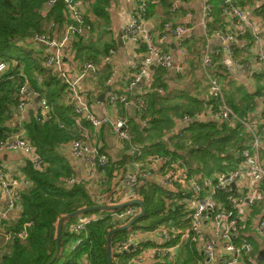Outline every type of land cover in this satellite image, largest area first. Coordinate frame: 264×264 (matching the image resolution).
Wrapping results in <instances>:
<instances>
[{
	"label": "crops",
	"instance_id": "0c3cea01",
	"mask_svg": "<svg viewBox=\"0 0 264 264\" xmlns=\"http://www.w3.org/2000/svg\"><path fill=\"white\" fill-rule=\"evenodd\" d=\"M80 1L86 10V20L92 27L91 29L81 28V31L75 36H71L66 45L59 51L63 59L61 69L68 73L71 78L79 77V92L96 116L126 117L131 123L133 141L145 147L146 155H159L163 159V167L161 169L156 168L155 163L149 161L148 163H144V159L141 160L143 166L140 168V170L144 169L147 171V175L143 177L140 184L141 190H146L148 193H158L160 196L156 198V200H159L157 203L158 214L152 215L145 220V222L156 224L151 229H141V250L138 253L135 254L132 251H128L127 253H132L131 256L122 257L120 255L115 257V264H197L199 258L202 257V252L192 241L191 236L188 239L182 240L177 235L172 243L176 245L174 246L176 253L174 261L168 259L161 260L151 254L154 246L164 244V240L155 229L168 221V212L177 206L175 201L171 204L167 203V193L170 192V196L174 200L179 186H177V183L171 187L162 186V175L165 168L177 171V161L179 160L184 161L183 163L190 168L199 169L200 164L197 163V160H194L193 154L188 152L190 145H193L192 142H194L190 136H194L198 131L208 130V127L202 126L197 128L189 124L198 120H214L218 122L213 119L209 111L211 95L207 75L201 64L203 54L207 50L219 51V55L215 57L216 64L212 72L220 79L227 101L231 103L229 104L232 108L239 115L248 114L257 122L261 121L264 115V65L256 56L254 38L250 32L239 36L238 41L233 44L234 50L231 56L228 53V45L215 34L217 30L231 28L230 21L222 13V0H209L214 12L213 20L209 25V38L205 37L200 24L204 0H184L185 2L174 12L171 9V4L174 0H157L149 7L148 16L145 20V34L149 35L153 42L163 50L170 51L176 55L177 40L173 35L164 32V24L168 21L184 24L189 30L185 45L187 50L185 56L186 67L181 72H177L175 69L167 70L162 67H152L148 74L134 84L133 82L137 77L138 70L132 68L131 64L143 58L146 47L144 43L137 46L125 39L124 44L121 45L119 39L129 21L135 0H109L108 6L106 5L105 7V14L93 11L92 4L95 0ZM237 1L241 8L255 15L258 21L264 16V0ZM53 20L52 22H55ZM65 21L66 19L63 23L55 22V26H52V22L49 23L46 28L48 36L54 39H61L65 35ZM258 29L263 30L262 36L264 37V29L260 25ZM163 34H165L164 38H162ZM31 42L36 49H45L47 53L56 52L54 48H42L41 45L38 46L32 40ZM111 50H115L116 54L112 57L111 61L105 62L104 57ZM178 59L179 56L176 55V60ZM87 60L95 62L98 71L97 73H86L82 76L83 65ZM234 61L239 64L236 68L233 66ZM228 66H231L232 69H228ZM54 74L58 77L56 72ZM23 75L24 79L27 78L31 87L41 91L31 84L27 75L24 73ZM38 79L40 87L46 88L45 84L42 83L43 78L38 76ZM61 86H63L64 90L61 89ZM108 86L111 87V91L115 90L127 96L128 102L120 101L116 106H111L109 104L111 91L107 93L106 101H102L100 96ZM48 88L55 93L57 104L71 107L69 115L74 119V125L68 127L72 130L71 138L59 146L61 156L68 161L72 169L71 177H75L77 182L84 183L92 200L100 193L111 196L113 202L116 204L128 200L129 189L123 183L122 176L129 171L136 170V165L131 160L132 156L128 151V145L122 143L118 135L108 126H103L96 130L89 122L82 121L77 123L74 109L70 104V91L65 83L62 81L59 84L51 83ZM48 95L50 96L51 94ZM141 95L147 101V109L144 111L140 110L137 103H135V98ZM155 96L156 98H154ZM45 97L47 98L48 96ZM51 107L50 118L52 119L55 116L57 121H61L56 109L53 108V105ZM37 110V105L31 103L24 113L25 117L23 121H20L15 114L13 124L18 127L17 131L25 129L24 125L31 117L35 116ZM185 114L198 118H194L193 121L186 124L183 122ZM159 116L170 118L169 125L162 126L159 123L158 126L153 125L151 122H154L155 117L158 118ZM61 125L63 127L68 126L66 121H62ZM231 125L234 127L238 126L237 130L239 129L238 124ZM243 131V128L240 126V131L234 136L229 137L227 140L224 139L218 145H211L210 148L214 153L222 152L221 156L224 157V152L228 151V155L233 156L229 160L223 159L225 164L231 163L233 165L238 161L235 151L241 147L246 138L241 135ZM25 133L27 134L26 130ZM78 137H84L87 141L99 145L108 155L109 163L104 171L93 169L89 167L83 158H76L72 155V141ZM183 137H185V140L182 139ZM178 139L184 141L186 145L182 148L179 147L177 151ZM262 139L264 143V135ZM198 146L201 147L197 144L196 147ZM167 150L170 151L168 154L165 153ZM154 152L156 153L153 154ZM260 156L264 162V150L260 152ZM211 161L214 162V159H211ZM26 164L25 154L18 151H0V168L5 169L6 179L9 182H17L16 184H12L11 191L13 194L17 195L19 188L29 184L24 172ZM262 187L264 189V185ZM246 189L244 190L247 191ZM263 195L253 208L251 222L247 229V233L255 243L256 258L260 246H264V241L256 228L258 218L264 213ZM8 202L9 194L1 186L0 176V260L2 255L10 250V233L7 231V228L12 225L21 212L20 205L8 209ZM155 208L156 206H152L151 209ZM92 214L103 217L107 213L97 212L89 215ZM173 219L174 224L183 229L189 225L184 212L176 213ZM180 223L182 224L180 225ZM69 231L71 232L70 228ZM78 235H81L83 240H86L88 231L85 230L81 234H77L75 238H78ZM72 241L73 239L71 238L67 247H70L69 251L72 254V258L77 254L73 264L79 263L86 257L91 259L89 250H80L78 253L77 250L73 251L71 249ZM112 248L113 252L117 253L115 246L112 245ZM117 254L125 253L118 252ZM138 255L142 256V261L140 263L133 262V259Z\"/></svg>",
	"mask_w": 264,
	"mask_h": 264
},
{
	"label": "built area",
	"instance_id": "2783aa9c",
	"mask_svg": "<svg viewBox=\"0 0 264 264\" xmlns=\"http://www.w3.org/2000/svg\"><path fill=\"white\" fill-rule=\"evenodd\" d=\"M59 0H48L45 10H50ZM66 4L67 19L64 22L65 35L61 39H54L48 34H34L31 40L38 45H46L48 48H54L56 52H49L44 60V65L58 74L59 79L65 83L70 91V104L76 115V122H89L94 129L98 130L103 126L110 127L118 135L122 143L128 145L131 160L136 165V170L129 171L122 176L123 183L129 189V199L141 197V181L147 175V171L140 170L144 163H155V167H163V159L159 155H146L144 147L141 144L133 142L131 132V123L126 117L112 118L109 115L102 117L96 116L89 104H87L78 89L79 77L71 78L68 73L61 69L63 64L62 56L59 51L66 45L71 36H75L81 31V28L91 29V24L86 20V10L80 0H63ZM157 0H135L134 8L131 11L128 23L124 28L123 37L125 40L136 44L144 43L146 51L142 59L132 62L131 67L138 70L134 84L148 74L152 67H162L164 69H175L181 72L186 67L185 56L187 54L186 41L188 28L182 23L168 21L164 24V32L173 35L177 40L176 55L170 51L163 50L156 45L151 37L145 34V20L148 16L149 7ZM184 0H174L171 9L174 12L183 4ZM222 13L231 28L215 31L218 36L229 47L228 53L233 55V44L238 41V37L250 32L254 38V47L258 60L264 65V37L263 30H259L260 25L264 29V16L260 21L255 15L248 13L238 4L237 0H222ZM213 6L209 0H204L201 13V26L205 37L209 38L210 22L213 20ZM56 23L52 22V26ZM165 34H163V37ZM116 54L115 50L104 57L105 62L112 60ZM219 55L218 50H207L203 54L202 67L207 75L211 103L209 111L213 119L218 122L228 124H238L243 128L241 135L245 136L241 147L235 151L238 161L223 172H214L211 175L206 174L198 168H190L186 164L177 163V171L165 168L161 185L171 187L177 183L179 190L173 200L170 192L167 193V203L175 201L177 206H181L185 211V218L189 225L186 230L174 224V219H169L166 223L155 229L158 235L164 240V244L156 245L152 248L151 254L161 260L176 259L175 247L173 241L178 236L180 239L192 237V241L202 252V257L197 264H264V260L259 262L255 255V243L251 240L247 229L252 218V211L256 203L261 200L264 193V162L261 159L260 152L264 150V115L260 122L247 115H239L229 104L225 96L223 85L220 79L215 76L212 70L215 68V57ZM236 61L233 66L238 67ZM8 63L0 60V75L8 69ZM228 69H232L228 66ZM98 67L92 60H87L83 65L82 76L86 73H97ZM161 91V90H160ZM128 102L127 96L117 91H111L109 95V104L116 106L118 102ZM34 103L38 110L35 116L41 122L50 118L51 104L41 91L30 86L27 78L20 86L17 92L16 115L20 121L24 119V113L28 106ZM140 110L147 109V101L142 95L135 98ZM194 118L189 114L183 116V122L186 124L193 121ZM262 125V127H260ZM18 151L26 156V160L31 162L34 168L43 170L46 168V162L37 151L36 146L31 142L25 133V129L15 132L11 136L0 139V151ZM72 155L76 158H83L89 167L93 169L105 170L109 163L108 155L97 144L87 141L84 137L75 138L71 146ZM1 186L9 194L8 209L19 206L18 195L11 191L12 184L5 177V169L0 168ZM69 184L77 182L75 177H70ZM235 184V187L233 186ZM248 189H246V188ZM246 189L247 191H245ZM96 204H110L113 202L111 196L106 194H97L94 199ZM139 212L136 205H127L126 207L113 211L110 215L113 221L118 224H124L131 220ZM95 215H80L70 225L71 232L81 234L93 222L101 219ZM182 223H180L181 225ZM30 225V223H27ZM257 232L264 241V213L257 220ZM127 237L116 243L117 253L140 251V229H129ZM21 235H26L23 231ZM83 238H77L71 244V249L76 251ZM172 244V245H170ZM113 245V244H112ZM133 245L132 250L129 247ZM142 256L138 255L133 262L140 263ZM76 264H93L88 257L82 259Z\"/></svg>",
	"mask_w": 264,
	"mask_h": 264
},
{
	"label": "trees",
	"instance_id": "16d2710c",
	"mask_svg": "<svg viewBox=\"0 0 264 264\" xmlns=\"http://www.w3.org/2000/svg\"><path fill=\"white\" fill-rule=\"evenodd\" d=\"M47 1L0 0V60L6 61L9 65L6 72L0 75V139L18 132V127L13 124V120L16 114L17 92L25 80L23 73L27 75L34 87L49 97L47 98L50 104L53 105L61 118V121H57L53 116L52 119L41 122L36 116H33L24 125L27 137L36 146L47 165L45 169L39 170L27 161L24 167L29 184L18 190L21 212L12 225L7 228L10 233V250L2 255L0 264H48L57 248V227L61 216L95 204L84 183L68 184L67 180L71 177L72 169L68 161L61 156L59 146L71 138L72 130L68 128L74 125V119L69 115L71 107L56 103L55 93L49 90L48 86L51 83L59 84L61 80L44 65L47 55L45 49H36L31 42V37L34 34H47L46 28L52 19L56 23H63L67 19L66 4L63 0H59L50 10L46 11ZM108 3L109 0H95L92 4L93 11L105 14V7L108 6ZM41 47L47 48L46 45H41ZM38 76L43 78L42 83L46 88L40 87ZM61 89L64 90L63 86ZM62 121H66L68 126L63 127ZM170 121L171 119L168 117L159 116L155 117L154 122L151 123L156 126L158 123L168 126ZM189 125L197 128L208 127V130L198 131L194 136H190L194 142H192L193 145H190L188 152L192 153L194 160L200 164L199 170L211 175L216 171L223 172L231 168V163L225 164L223 159L229 160L233 156H229L227 151L224 152L223 157L221 156L222 152L216 154L210 147L237 134L240 131V126L237 130L238 126L234 127L231 124L214 120H198ZM182 139L185 140V137ZM178 141L177 151L179 147L182 148L186 145L181 139ZM197 144L201 147H196ZM144 150H146L145 147ZM169 152V150L165 151L166 154ZM170 159L172 160V158ZM211 159H214V162ZM189 165L191 164L189 163ZM141 198L146 204L147 214L138 229H151L156 223L151 224L145 220L158 214V206L153 200L152 194L146 190H141ZM136 206L139 208L138 205ZM152 206H156V208L152 210ZM175 207L168 212L167 220L174 218L176 213H185L181 206ZM138 210L140 211V208ZM113 211L115 210H93L82 214L107 213L87 227L88 237L80 244L79 250L77 249V253L80 250H89L93 264H108L107 235L111 229L117 227L110 215ZM78 217L69 219L63 224L59 257L64 254L66 245L71 238L74 241L77 237V234L70 232L69 228ZM23 231L26 235H21ZM129 232L130 230L116 232L112 237L113 246L125 239ZM131 255L132 253L121 254L122 257ZM76 256L77 254H75ZM59 257L52 264H55ZM75 257H71L66 264H73Z\"/></svg>",
	"mask_w": 264,
	"mask_h": 264
},
{
	"label": "water",
	"instance_id": "95a60500",
	"mask_svg": "<svg viewBox=\"0 0 264 264\" xmlns=\"http://www.w3.org/2000/svg\"><path fill=\"white\" fill-rule=\"evenodd\" d=\"M119 42L121 45L124 44L123 33L120 36ZM110 91H111V87L108 86L106 88V90L100 96L102 101H106V95ZM31 113H33V112L31 111ZM233 186L235 187V184H233ZM132 204L138 205L140 208V211L128 222H126L124 224H118L117 227L111 229L107 235L106 252H107V257H108V264H114V258L120 256L121 254H117V253L113 252L112 237L118 231L129 230L130 228L133 227L134 224H136L137 222H139L140 220H142L146 216L147 207H146L144 200L141 197L131 199V200H126L125 202L117 203V204L116 203H114V204H93V205H89V206L80 208L78 210L72 211L68 214L61 216V218L58 221V227H57V248H56L54 256L48 262V264H52L54 261H56L58 259L59 255H60L62 228H63V224L65 221H67L69 219H73L77 216H80L82 214H85V213L93 211V210H119V209L126 207L127 205H132ZM132 248H133V245H131L129 247V250H132ZM124 253H127V252H124ZM257 259L259 262H262L264 260V246H260V248L258 250V254H257Z\"/></svg>",
	"mask_w": 264,
	"mask_h": 264
},
{
	"label": "rangeland",
	"instance_id": "374dc122",
	"mask_svg": "<svg viewBox=\"0 0 264 264\" xmlns=\"http://www.w3.org/2000/svg\"><path fill=\"white\" fill-rule=\"evenodd\" d=\"M230 103V102H229ZM231 104V103H230ZM16 124H17V122H16ZM134 142V141H133ZM137 143V142H136ZM184 162V161H183ZM182 162V160H179V161H177V163H182V164H185V163H183ZM75 183H77V182H75ZM151 194H152V198H153V200L156 202V203H158L159 202V200H156V198H159L160 196H159V194L158 193H156V194H154V192H150ZM263 197H264V195H263ZM110 204H114V203H110ZM139 209V208H138ZM5 213V212H4ZM169 219H171V218H169ZM168 219V220H169ZM173 219V218H172ZM143 220V219H142ZM142 220H140L139 222H137L136 224H134L133 225V228L134 229H138V226L139 225H141V224H143V221ZM186 230H188L187 228H185ZM141 230V229H140ZM83 236H85V235H83ZM81 236H79L78 238H80ZM181 237V236H180ZM77 239V238H76ZM75 239V240H76ZM85 241V240H84ZM69 249H70V247L68 248L67 247V245H66V249H65V252H64V254L62 255V256H60L59 257V260L55 263V264H66V262L67 261H69V259L72 257V254H71V252L69 251ZM125 260V259H124Z\"/></svg>",
	"mask_w": 264,
	"mask_h": 264
}]
</instances>
